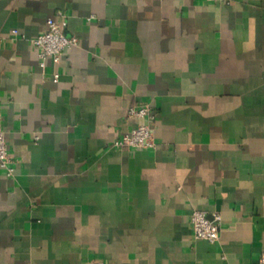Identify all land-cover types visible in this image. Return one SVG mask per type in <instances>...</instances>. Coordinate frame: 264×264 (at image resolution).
<instances>
[{"label":"crops","instance_id":"obj_1","mask_svg":"<svg viewBox=\"0 0 264 264\" xmlns=\"http://www.w3.org/2000/svg\"><path fill=\"white\" fill-rule=\"evenodd\" d=\"M146 102L156 147H113ZM0 112V264H264V0H0Z\"/></svg>","mask_w":264,"mask_h":264},{"label":"built area","instance_id":"obj_2","mask_svg":"<svg viewBox=\"0 0 264 264\" xmlns=\"http://www.w3.org/2000/svg\"><path fill=\"white\" fill-rule=\"evenodd\" d=\"M215 2L230 3L232 0H211ZM64 15L63 11L58 12ZM67 19L57 20L54 17L47 19L46 28L38 35L31 37L32 45L39 51L41 65L46 66L47 59L51 58L54 66L58 67L63 58L65 50L80 42L77 35H70L66 32ZM17 33V30H15ZM60 73L54 71V79L58 80ZM1 117V112H0ZM128 117L145 118L130 129L122 131L118 135L112 146L116 148H155V132L153 122L156 114L153 112L150 103H139L132 105L128 110ZM0 163L10 174L14 173L13 157L10 153L7 137L4 129L0 125ZM193 235L196 239H206L211 242L219 240L222 231V215L220 212H208L196 209L192 213ZM261 263H264V254ZM94 264H106L102 260H97Z\"/></svg>","mask_w":264,"mask_h":264}]
</instances>
